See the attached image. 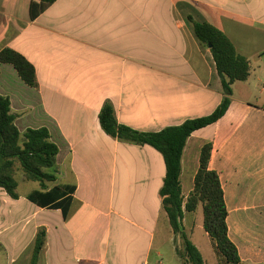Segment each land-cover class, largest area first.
I'll return each mask as SVG.
<instances>
[{
	"label": "crops",
	"instance_id": "crops-1",
	"mask_svg": "<svg viewBox=\"0 0 264 264\" xmlns=\"http://www.w3.org/2000/svg\"><path fill=\"white\" fill-rule=\"evenodd\" d=\"M179 1L192 10L198 3L195 16L177 12ZM237 1L57 0L32 20L31 0H0V52L22 54L38 80L30 87L12 65L0 64V94L10 98L21 133L45 127L58 145L57 180L48 190L74 188L66 216L30 201L46 192L40 183L26 195L18 183V199L0 189V247L9 264L25 253L31 264L40 229L46 243L38 264H146L160 236H178L161 205L163 156L108 136L99 114L110 102L119 123L158 132L217 109L221 79L189 16L227 35L249 60L251 75L233 85L226 115L187 141L183 196L194 189L201 149L212 143L209 168L220 176L240 264H264V45L252 46L264 42V14ZM197 213L185 215L184 231L200 252L199 237L214 252Z\"/></svg>",
	"mask_w": 264,
	"mask_h": 264
},
{
	"label": "trees",
	"instance_id": "trees-1",
	"mask_svg": "<svg viewBox=\"0 0 264 264\" xmlns=\"http://www.w3.org/2000/svg\"><path fill=\"white\" fill-rule=\"evenodd\" d=\"M56 1L31 0L30 18L35 20ZM188 19L198 42L210 49L221 79L224 98L217 109L208 116L188 119L178 126L158 132H143L119 123L114 106L106 102L100 111L99 122L102 130L119 142L148 145L163 156L166 176L160 190L161 205L174 234L183 242V249L177 250L182 264H205L202 253L189 240L183 225L185 215L197 212L200 207L203 209V227L212 240L215 253L226 264H240L238 248L228 234V209L220 176L209 168L213 144L207 143L201 149L194 189L187 200L183 196L181 174L187 141L193 133L217 123L226 115L232 101L233 85L249 79L251 66L220 29L207 22H197L191 16ZM0 64L12 65L25 84L38 87L35 67L22 54L5 48L0 52ZM16 120L10 98L0 94V189L13 199L19 198L15 175L20 166L26 181L38 182L42 190L46 191L32 193L30 201L42 208L62 209L66 216L74 188L56 186L48 190L47 186L57 180L58 145L52 141L48 128H29L21 133ZM45 243L46 231L40 229L35 239L31 264H38Z\"/></svg>",
	"mask_w": 264,
	"mask_h": 264
},
{
	"label": "rangeland",
	"instance_id": "rangeland-1",
	"mask_svg": "<svg viewBox=\"0 0 264 264\" xmlns=\"http://www.w3.org/2000/svg\"><path fill=\"white\" fill-rule=\"evenodd\" d=\"M193 4H194L193 7H195L193 8L194 10L190 9L187 3H185L184 1H181L179 4L176 3L177 5L176 10L177 12L181 13L183 17L185 14L187 15L190 13H193V16H195L196 14L195 12L198 10L199 5L198 3L197 4L193 3ZM237 4L243 7H246L249 11L253 10V5L258 6L257 11L259 13L264 14V0H257V1L256 0H238ZM196 6H197V9H196ZM263 45H264V42H261V40L252 42V46L254 47V49L259 48ZM23 176L24 174L22 170L20 169V166H18V170L16 171L15 178L17 182L19 183L18 191L21 195H26L33 189H36L39 187L38 182L22 181ZM197 212L198 213L196 216H199L200 214L201 216H203L202 208H200ZM177 237L176 236L169 237L167 231L162 237L160 236L159 237L160 239H157L156 241L155 252L153 254L151 262L155 264H158L160 261H162L163 264H182V261L180 260L178 252H177V248H178V251H181L183 249V242L179 236ZM199 240L201 241L200 249L204 257L205 264H226L225 261L222 260L215 253V250L213 252L212 247L208 246V244L205 243V241H203V239H201L200 237L197 238V241ZM29 255L30 253H25L24 257H22L19 262L20 263L26 262V264H28L27 262L29 259ZM9 263H10V259L8 258V253H6V251H4L0 247V264H9Z\"/></svg>",
	"mask_w": 264,
	"mask_h": 264
},
{
	"label": "built area",
	"instance_id": "built-area-1",
	"mask_svg": "<svg viewBox=\"0 0 264 264\" xmlns=\"http://www.w3.org/2000/svg\"><path fill=\"white\" fill-rule=\"evenodd\" d=\"M146 264H155V263H152V262H147ZM158 264H163L162 261H160Z\"/></svg>",
	"mask_w": 264,
	"mask_h": 264
},
{
	"label": "water",
	"instance_id": "water-1",
	"mask_svg": "<svg viewBox=\"0 0 264 264\" xmlns=\"http://www.w3.org/2000/svg\"><path fill=\"white\" fill-rule=\"evenodd\" d=\"M210 48H211V46H210Z\"/></svg>",
	"mask_w": 264,
	"mask_h": 264
}]
</instances>
